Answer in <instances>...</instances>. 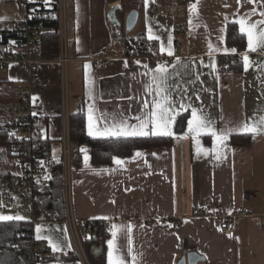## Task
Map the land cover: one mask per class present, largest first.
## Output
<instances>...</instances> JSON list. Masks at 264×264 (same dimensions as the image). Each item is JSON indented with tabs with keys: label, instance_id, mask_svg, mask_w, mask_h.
<instances>
[{
	"label": "crops",
	"instance_id": "obj_1",
	"mask_svg": "<svg viewBox=\"0 0 264 264\" xmlns=\"http://www.w3.org/2000/svg\"><path fill=\"white\" fill-rule=\"evenodd\" d=\"M46 1L53 4L55 0ZM174 2L66 0L70 61L65 70V87L70 115L84 111L87 132L90 106L94 117H106L109 123L121 118L129 124L138 123L135 117L149 110L144 109L143 102L155 98V85L152 89L148 85L158 66L168 68L167 84L177 105L175 111L179 113L172 126L171 148L135 151L129 157L116 158L124 161L119 166L114 161L109 166H94L90 148L82 147L87 150L86 153L81 151L82 165L71 172V205L80 243L89 235L86 223L103 220L108 222L110 239H113L112 225L121 226L116 246L126 264H133V257L135 264H179L192 252L203 258L198 264H264V135L252 138L250 146H234L231 137L241 133L233 132L217 159L211 135L193 138L188 134V124L182 133L175 131L178 117L189 113L191 118L192 108L202 109L214 121L217 130L236 128L242 121L254 123L264 116V52H248L247 49L240 53L226 43L228 25L253 8L256 15L251 21L262 19L259 13L264 10V3L252 4L246 0H241L240 4L237 0H198L197 3L192 0L181 15L156 14L155 6ZM192 4H197L196 12L190 11ZM115 7L117 17L123 21L132 10L139 11L134 30L128 32L124 26L122 34H116L110 18ZM24 20L26 13L17 2L0 0L1 28H11ZM183 22L187 23L185 32L180 29ZM139 32H145L154 42V56L132 60L125 54V38L129 33ZM169 36L172 37L170 49ZM10 47L13 52L1 56L0 60L23 54L14 42ZM224 48L237 51L225 53ZM169 50L172 55L168 54ZM246 52L251 65L247 70L243 60L241 73L219 72L220 57L243 59L242 54ZM152 61L156 63L154 67L150 66ZM213 63L215 69L211 67ZM63 70L59 59H47L37 70L22 61H13L6 70L0 71V81L20 86V91L32 78L43 82L33 93L40 99L37 111L47 117L43 133L46 130L51 140L56 138L52 133L58 124L63 137ZM19 93L15 96L16 102ZM180 103L185 105L184 109L179 108ZM103 123L104 120H100L97 126L102 127ZM209 137L211 142L207 143ZM54 141L53 146L59 142ZM137 152L142 155L136 156ZM204 207L210 210L209 216L200 213ZM239 208L250 209V214L235 216L236 238L230 240L220 225ZM24 216L25 219L19 221L32 219V214ZM129 224L132 225L131 253L125 235ZM37 226L41 229L39 233ZM34 237L58 258L38 264H84L67 220L37 222ZM49 239L60 245L59 251H53ZM75 251L79 260H63ZM101 252V247L91 250L94 255Z\"/></svg>",
	"mask_w": 264,
	"mask_h": 264
},
{
	"label": "trees",
	"instance_id": "obj_2",
	"mask_svg": "<svg viewBox=\"0 0 264 264\" xmlns=\"http://www.w3.org/2000/svg\"><path fill=\"white\" fill-rule=\"evenodd\" d=\"M129 1V0H126ZM47 16L44 18H29V26L34 28L40 26L42 34L38 41L32 45V53L40 54L45 60L60 58V28H59V8L53 3L45 8ZM24 23H21L23 25ZM15 24L11 28H1L0 34V57L7 56L13 52L10 47L12 43L18 44L20 36L13 35ZM226 43L234 46L240 53L247 50V38L239 32L236 23L228 25ZM154 42H152L145 32L137 34L129 33L125 38V54L129 59H137L154 56ZM17 48V47H16ZM218 69L220 73H241L243 71V59L238 57L218 59ZM156 63L152 61L151 67ZM21 87L6 81H0V100L11 99L9 105L4 108L0 115V156L9 154L12 144L10 135L11 110L16 104L15 96L18 95ZM190 118L189 113L178 117L176 121V133H182ZM70 137L73 150V168L82 165L83 146H88L91 150V161L94 166H109L114 158L129 157L135 151L156 150L171 148L173 146L172 136H147L128 138H92L87 132L86 114L84 111L74 112L70 116ZM42 143L51 152L54 140L41 137ZM211 142L210 137L206 139ZM234 146H250L252 136L248 134H235L231 137ZM53 177L50 181L49 190L40 198L33 201L32 219L29 221H0V264H38L43 261H56L44 244L35 240V224L40 221L62 222L67 220L66 200L64 194L63 166L60 163H53ZM88 236L82 239V245L89 259L90 264H107V241L111 238L108 222L95 220L86 223ZM101 247L102 252L98 255L91 253L92 248ZM6 249V252H2ZM78 253L72 252L63 258L64 261L79 260Z\"/></svg>",
	"mask_w": 264,
	"mask_h": 264
},
{
	"label": "built area",
	"instance_id": "obj_3",
	"mask_svg": "<svg viewBox=\"0 0 264 264\" xmlns=\"http://www.w3.org/2000/svg\"><path fill=\"white\" fill-rule=\"evenodd\" d=\"M8 1V0H2ZM17 2L26 13V20L16 22L13 35L20 36L18 50H23V54L16 53L9 58L0 60V71L7 69L13 61H22L32 69L37 70L44 61L40 54L33 57L32 45L38 41L42 34V28L38 25L34 28L29 26V18L47 16L46 9L51 6L46 0H10ZM192 0H175L174 3L155 6L156 14L177 16L186 11ZM58 4L59 15V34H60V58L59 62L64 69L62 71V118H63V137L61 141V151L57 154L51 152L42 143L43 130L47 123V117L37 111L40 99L35 97L34 88L43 84L39 78H32L20 91L18 101L11 110L10 135L12 138L9 154L5 157L0 156V207L9 208L13 205H33V201L40 198L50 188L52 180L53 163H60L63 166L64 194L67 209V222L70 224L71 231L76 236L78 253L84 260V264H90L86 258L82 244L77 234V224L73 218L71 205V172L73 169V150L70 137V113L67 101V91L65 87V70L70 61L68 56V39L66 29V0H55ZM118 18V17H117ZM120 27L115 26L117 35H121L124 30V21L119 19ZM24 23V27L21 25ZM182 32L187 30V23L180 24ZM2 35L0 34V41ZM35 98V99H34ZM200 213L209 216L210 210L202 208ZM238 214H250V209L239 208L234 213L223 219L221 230L224 235L234 240L236 238L237 224L235 216ZM78 238V239H77ZM2 252H6L3 249ZM37 264V263H36Z\"/></svg>",
	"mask_w": 264,
	"mask_h": 264
},
{
	"label": "snow or ice",
	"instance_id": "obj_4",
	"mask_svg": "<svg viewBox=\"0 0 264 264\" xmlns=\"http://www.w3.org/2000/svg\"><path fill=\"white\" fill-rule=\"evenodd\" d=\"M247 3L257 4L264 3V0H246ZM198 3V0H197ZM241 0H237V4H240ZM197 4L190 5V11L196 12ZM256 15V9L253 8L250 13L245 14V16L240 17L235 21L239 25V32L246 36L247 38V49L248 52H257L258 50L264 52V10L260 11L259 15L262 19L251 21V17ZM149 38L152 37L151 29H149ZM172 44V37L168 38L169 49ZM209 49H212V45L209 44ZM163 50V47H162ZM237 49L224 48V52L236 53ZM172 55L171 50L168 52ZM244 60V68L247 70L251 65L249 61V55L246 53L242 54ZM139 63V62H138ZM85 67H89L86 65ZM146 67V66H145ZM174 67V66H173ZM215 69V64L211 65ZM155 75L152 77L151 84L148 85L149 89L155 85L153 89L154 99L149 102L145 100L143 102L144 109H149L143 112L142 115L136 116L135 119L138 121L136 124H129L126 119L121 118L118 122L109 123L106 117H94L93 107H89L88 115V135L89 136H99L106 138H128V137H147L152 136H173L172 131L173 123L176 116L179 115L175 111L177 105L173 103L170 86L167 84V79L169 76L168 68L165 66H158L155 69ZM35 99V98H34ZM199 99V97H197ZM189 107H191L189 105ZM180 109H184L185 105L183 103L179 104ZM100 120H104L102 127H98L97 124ZM188 124V134H192L193 138L199 137L201 134H209L214 138V151H217V159L220 158L223 152V148L226 147V141L228 140L230 134L233 132L241 134H251L252 138L255 139L259 135H264V116H261L256 122L250 123L247 121H242L241 124L236 128H228L217 130L214 126V121H212L203 110H197L196 108L191 109V118L187 121ZM150 126V127H149ZM187 135V134H186ZM199 144V141L197 140ZM81 151L86 153V149H81ZM142 153L137 152L136 156H140ZM85 162L87 163V155H85ZM115 164L122 165L124 161L114 158ZM23 216L16 215H0V221H13V220H23ZM107 219V217H104ZM187 222V221H185ZM120 227L116 224L112 225V237L108 241V264H126V259L120 254L119 248L116 246V240L118 238V232ZM171 227V225H169ZM40 227L37 226V233L40 232ZM131 232L132 225H128L126 228L125 235L128 237V252L131 253ZM40 239V236H37ZM238 239V238H237ZM49 244L53 251H59L60 245L49 239ZM133 259V264H135V257Z\"/></svg>",
	"mask_w": 264,
	"mask_h": 264
},
{
	"label": "rangeland",
	"instance_id": "obj_5",
	"mask_svg": "<svg viewBox=\"0 0 264 264\" xmlns=\"http://www.w3.org/2000/svg\"><path fill=\"white\" fill-rule=\"evenodd\" d=\"M65 75L67 77V72L65 71ZM65 77V82L67 84V79ZM63 81H61L62 83ZM11 99H6V100H0V115L3 114L4 112V108H6L9 103H10ZM62 101V100H61ZM69 103H70V110L71 112L74 111V107H73V104H72V100H71V97L69 96ZM43 136L45 138H47V133H46V130L45 132L43 133ZM52 136H56V138H54L53 140H59V142H57L56 144H54L53 146V153L54 154H57L61 151V141H62V135H61V129H60V125L58 124V128L57 130H55L53 133H52ZM26 214H29L31 216L32 214V207L30 205H13L9 208H3V207H0V215H12V216H16V215H20V216H23L25 217L24 215ZM28 216V215H27ZM78 239V238H77ZM83 247V246H82ZM85 252V251H84ZM86 255V253H85ZM86 258L87 260L89 261L87 255H86ZM90 263V262H89Z\"/></svg>",
	"mask_w": 264,
	"mask_h": 264
},
{
	"label": "water",
	"instance_id": "obj_6",
	"mask_svg": "<svg viewBox=\"0 0 264 264\" xmlns=\"http://www.w3.org/2000/svg\"><path fill=\"white\" fill-rule=\"evenodd\" d=\"M117 12L118 9L115 7L110 12V18L114 25L117 27H120L121 24L117 18ZM140 13L138 10H132L129 12V14L126 16L124 20V25L126 27V30L128 32H131L136 27L138 20H139ZM60 258V256H59ZM202 257L198 255L195 252L189 253L186 257H183L179 264H198L200 261H202Z\"/></svg>",
	"mask_w": 264,
	"mask_h": 264
}]
</instances>
